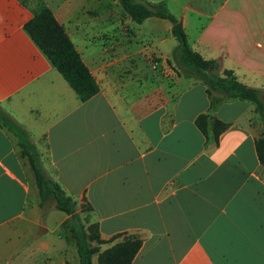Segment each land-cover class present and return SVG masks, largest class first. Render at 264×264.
I'll use <instances>...</instances> for the list:
<instances>
[{"label":"crops","instance_id":"1","mask_svg":"<svg viewBox=\"0 0 264 264\" xmlns=\"http://www.w3.org/2000/svg\"><path fill=\"white\" fill-rule=\"evenodd\" d=\"M164 1L194 50L264 93V0ZM44 8L98 86L85 101L24 29ZM176 46L168 20L137 24L118 0H0V264H78L71 216L34 203L4 120L77 208L91 206L102 239H141L130 264H264L261 117L184 76ZM201 114L227 124L217 142L198 128Z\"/></svg>","mask_w":264,"mask_h":264},{"label":"trees","instance_id":"2","mask_svg":"<svg viewBox=\"0 0 264 264\" xmlns=\"http://www.w3.org/2000/svg\"><path fill=\"white\" fill-rule=\"evenodd\" d=\"M118 1L123 11L137 24L149 17L163 18L171 23V33L177 41L172 55L184 76L202 82L208 94L217 92L225 98L246 100L254 104L255 111L262 120V132L255 140V149L260 163L264 165V93L261 94L259 89L240 82L232 70L220 71L216 60L205 59L194 50L182 23L171 13L164 0L155 3L145 0ZM24 29L81 101L91 98L98 92L94 78L64 28L48 8L42 9L27 21ZM4 121L18 138L40 201L53 198L56 209L71 216L70 232L75 242L78 264H130L141 246V239L127 233H117L102 239L98 224L84 219L81 214L86 210L90 216L91 206L83 204L78 210L73 197L47 176L40 160V153L35 145L27 140L25 132L19 128L14 130L11 124ZM196 124L205 135L208 125L215 142L218 141L219 134L227 128V124L207 114L199 115Z\"/></svg>","mask_w":264,"mask_h":264},{"label":"rangeland","instance_id":"3","mask_svg":"<svg viewBox=\"0 0 264 264\" xmlns=\"http://www.w3.org/2000/svg\"><path fill=\"white\" fill-rule=\"evenodd\" d=\"M219 70H221V69H219ZM262 94V93H261ZM30 175H31V173H30ZM31 179H32V182L34 183V181H33V177H32V175H31ZM33 190H34V194H35V198H34V203H38L39 201H40V199H39V197H38V195H37V189H36V187H35V185L33 184ZM49 199H51L50 201V203L53 205L54 204V200H53V198H48V200ZM79 209H81V208H79L78 207V210ZM83 212V213H82ZM81 212V214H82V216H83V218L84 219H87V220H90L91 219V216H89V212L88 211H86V210H84V211H82ZM58 214V215H64L61 211H59V210H55V212H54V214ZM44 219L46 220V218L44 217ZM48 222V221H47ZM53 227H55L56 228V233H55V235H57L58 234V232H62V235L64 236L65 235V232H66V230H67V227H66V224L65 223H61V224H59L58 225V220H55V221H53V225H52Z\"/></svg>","mask_w":264,"mask_h":264}]
</instances>
